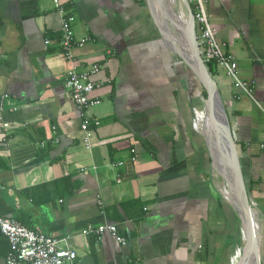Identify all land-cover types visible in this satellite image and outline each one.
I'll return each mask as SVG.
<instances>
[{"label": "crops", "instance_id": "crops-1", "mask_svg": "<svg viewBox=\"0 0 264 264\" xmlns=\"http://www.w3.org/2000/svg\"><path fill=\"white\" fill-rule=\"evenodd\" d=\"M63 2L75 38H89L73 61L52 0H0V216L67 242L77 253L67 264H235L244 233L197 114L203 87L144 0ZM206 11L252 87L253 98L213 60L264 264V0H208ZM94 63L101 102L85 113L100 124L87 149L65 77ZM89 223H115L127 243L82 234ZM7 250L0 232V264Z\"/></svg>", "mask_w": 264, "mask_h": 264}, {"label": "built area", "instance_id": "built-area-1", "mask_svg": "<svg viewBox=\"0 0 264 264\" xmlns=\"http://www.w3.org/2000/svg\"><path fill=\"white\" fill-rule=\"evenodd\" d=\"M52 1L55 9L62 17L60 27L62 55L64 59L73 61V48L77 45H83L89 38L76 39L72 29L73 16L67 12L63 0ZM188 2L190 6L191 3H194L191 9L196 23L198 44L202 50L204 61L215 59L226 75L230 77L232 84L253 98L251 85L239 77L236 61L231 54L226 53L224 45L218 42L214 29L209 23L206 11L208 0H188ZM45 42L48 43L49 39H46ZM100 68L99 63H94L89 69L81 71L72 66L66 71L65 77V87L80 112L81 139L82 144L87 149L91 147L94 130L100 124L97 118L87 116L85 113L86 110L101 102L100 99L92 97L93 91L100 83L95 81L93 76L100 71ZM7 96V94L0 96V108ZM2 124L4 127L10 125L9 122H3ZM52 130V132H55L54 126ZM41 145L43 146L44 142H41ZM259 146L264 149V143H260ZM134 159L135 157L132 156L131 160L133 161ZM123 163V161H118L113 164L121 165ZM81 170H84V168ZM117 181H121V178H117ZM99 204H101L100 201ZM0 232L8 243V250L5 256L6 264H67L72 262L77 256L76 251L67 242L64 245H59L58 239L36 232L11 217L0 216ZM81 233L94 235L97 239H101L104 234L109 233L119 244L125 245L127 243V239L119 233L118 226L115 223H89L82 228Z\"/></svg>", "mask_w": 264, "mask_h": 264}, {"label": "water", "instance_id": "water-1", "mask_svg": "<svg viewBox=\"0 0 264 264\" xmlns=\"http://www.w3.org/2000/svg\"><path fill=\"white\" fill-rule=\"evenodd\" d=\"M174 1L175 4L168 0H144V5L153 16L164 43L190 68L206 92L197 114L213 165L223 180L226 197L240 215L244 233V243L235 264H261L258 222L248 197L228 114L219 88L203 59L191 6L188 0ZM179 3L186 10L185 18L178 14L176 7L179 8Z\"/></svg>", "mask_w": 264, "mask_h": 264}, {"label": "trees", "instance_id": "trees-1", "mask_svg": "<svg viewBox=\"0 0 264 264\" xmlns=\"http://www.w3.org/2000/svg\"><path fill=\"white\" fill-rule=\"evenodd\" d=\"M191 7H192V5H191ZM192 8H193V7H192ZM213 60H214V59H209L208 61L205 62L206 65H207V68H208L209 72L211 73V75H213V74H214V71H215V65H214V63H213ZM202 96H203V97L206 96V92H205L204 89L202 90Z\"/></svg>", "mask_w": 264, "mask_h": 264}, {"label": "rangeland", "instance_id": "rangeland-1", "mask_svg": "<svg viewBox=\"0 0 264 264\" xmlns=\"http://www.w3.org/2000/svg\"><path fill=\"white\" fill-rule=\"evenodd\" d=\"M191 5H192V7L194 6V3H191ZM176 9H177V11H178V14L180 13V7L179 8H177L176 7ZM179 15H181V14H179ZM182 16V15H181Z\"/></svg>", "mask_w": 264, "mask_h": 264}, {"label": "bare ground", "instance_id": "bare-ground-1", "mask_svg": "<svg viewBox=\"0 0 264 264\" xmlns=\"http://www.w3.org/2000/svg\"><path fill=\"white\" fill-rule=\"evenodd\" d=\"M171 4H173V0H168Z\"/></svg>", "mask_w": 264, "mask_h": 264}]
</instances>
